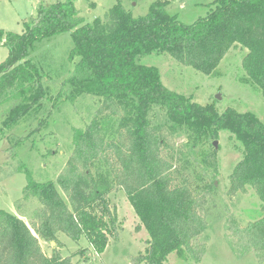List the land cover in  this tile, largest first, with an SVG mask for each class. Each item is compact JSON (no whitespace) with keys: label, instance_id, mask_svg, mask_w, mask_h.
Returning a JSON list of instances; mask_svg holds the SVG:
<instances>
[{"label":"trees","instance_id":"obj_1","mask_svg":"<svg viewBox=\"0 0 264 264\" xmlns=\"http://www.w3.org/2000/svg\"><path fill=\"white\" fill-rule=\"evenodd\" d=\"M168 5L155 0L146 17L134 19L116 0L104 17L88 24L66 0L39 5L35 16L22 22L21 34L0 29V43L8 51L0 63V110L16 104L1 122L0 135L2 128L10 130L37 112L42 99L89 95L100 101L91 121L73 129L72 151L56 183L36 182L26 171L24 199L35 198L40 205L29 226L0 209V264H74L55 248L50 256L42 251L40 242L57 244L59 233L72 241L84 237L102 254L118 231L108 199L115 188L124 192L149 237L132 264H164L173 253L199 263L218 173L217 152L209 142L221 130L242 147L228 178L229 196L251 189L261 203V217L244 227L229 216L225 236L236 256L252 253L264 264V124L250 112L228 108L219 114L212 103H194L165 87L157 68L136 62L139 56L164 54L214 76L229 50L240 46L247 51L243 83L264 98V0H214L208 14L190 25L168 14ZM65 33L73 43L70 61H77L53 98L29 55L36 43ZM155 109L164 113L165 124L152 123ZM178 134L186 140L176 146Z\"/></svg>","mask_w":264,"mask_h":264},{"label":"rangeland","instance_id":"obj_2","mask_svg":"<svg viewBox=\"0 0 264 264\" xmlns=\"http://www.w3.org/2000/svg\"><path fill=\"white\" fill-rule=\"evenodd\" d=\"M66 0H0V29L21 34L22 22L34 17L39 5L48 6ZM84 23L91 24L102 18L116 3V0H72ZM155 0L131 2L121 0L123 7L134 19L144 18ZM168 14H176L179 21L190 25L205 17L209 5L214 0H168ZM73 47L71 35L61 34L42 40L30 50L29 60L44 74L43 86L48 96L56 98L61 84L70 77L74 63L69 54ZM247 51L233 47L223 58L214 76L195 72L192 68L177 63L164 54L139 56L136 62L159 70L161 82L177 94L189 97L192 102L206 105L214 104L221 114L230 108L238 113L250 112L264 124V98L255 87L243 83L242 59ZM6 48H0V63L7 58ZM67 89V88H66ZM219 94L220 100L215 96ZM64 98V97H63ZM40 101V109L23 118L10 130L2 128L0 135V209L21 218L28 226L33 213L40 207L35 198L24 199L26 171L39 183H56L57 176L66 164L72 151L73 129L87 125L100 105V101L89 95H82L74 101L60 99ZM17 103V102H16ZM56 103V104H55ZM14 101L0 110V127L5 116L15 107ZM37 105L32 107L36 108ZM35 110V109H34ZM30 113V114H31ZM152 123L165 124V115L158 109L151 114ZM40 127L35 133L34 129ZM31 133V134H30ZM26 138L16 145L18 138ZM230 134L221 130L218 133L216 153L218 173L213 179L216 195L209 203L208 230L204 234L205 254L199 263L183 261L173 253L164 264H259L252 253L238 257L232 251L225 236V221L234 217L241 226L261 217V203L255 193L248 189L246 194L229 196L228 178L236 163L242 157V147ZM185 136H174L176 146L185 143ZM212 142L209 144L212 146ZM108 199L115 207L118 231L110 238L105 251L97 255L84 237L72 241L65 235L57 234V244L40 242L46 256L57 249L62 258L70 257L74 264H132L131 258L144 253L149 237L141 226L124 192L115 188Z\"/></svg>","mask_w":264,"mask_h":264},{"label":"water","instance_id":"obj_3","mask_svg":"<svg viewBox=\"0 0 264 264\" xmlns=\"http://www.w3.org/2000/svg\"><path fill=\"white\" fill-rule=\"evenodd\" d=\"M215 100L216 101H219L220 100V95L219 94H217L215 96ZM212 147H213L214 151L217 152V150H218V141L217 140H215V141L212 142ZM51 244H54V243H51Z\"/></svg>","mask_w":264,"mask_h":264},{"label":"crops","instance_id":"obj_4","mask_svg":"<svg viewBox=\"0 0 264 264\" xmlns=\"http://www.w3.org/2000/svg\"><path fill=\"white\" fill-rule=\"evenodd\" d=\"M0 27H2V26H0ZM0 48H5L3 45H2V43H0ZM21 219V218H20Z\"/></svg>","mask_w":264,"mask_h":264}]
</instances>
